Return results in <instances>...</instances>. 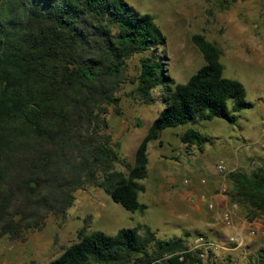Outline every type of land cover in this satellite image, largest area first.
<instances>
[{
	"label": "trees",
	"instance_id": "obj_1",
	"mask_svg": "<svg viewBox=\"0 0 264 264\" xmlns=\"http://www.w3.org/2000/svg\"><path fill=\"white\" fill-rule=\"evenodd\" d=\"M166 40L150 15L125 0H0V236L24 241L50 215H64L74 193L87 186L130 213L143 212L138 194L148 174L150 142L165 129L198 121L234 125L239 112L253 108L244 86L223 76L219 49L202 35L191 40L203 65L176 84L165 57L155 55ZM135 54L141 55L138 72L129 77L127 61ZM127 80L146 105L154 103L155 88L164 92V106L138 144L132 166L123 163L120 145H112L107 123L110 107L121 114L117 93ZM207 140L192 128L180 136L182 144L200 150ZM230 178L231 202L264 209V164L251 174L234 170ZM160 260L202 263L183 238L160 240L148 227L141 236L134 227L114 235L82 228L77 241L47 264ZM250 261L264 264V250Z\"/></svg>",
	"mask_w": 264,
	"mask_h": 264
},
{
	"label": "rangeland",
	"instance_id": "obj_2",
	"mask_svg": "<svg viewBox=\"0 0 264 264\" xmlns=\"http://www.w3.org/2000/svg\"><path fill=\"white\" fill-rule=\"evenodd\" d=\"M125 1L137 12L150 15L165 35L166 43L158 46L155 55L165 57L166 71L176 84L185 83L204 63L191 40L193 35H202L217 46L224 66L223 76L239 81L245 88L246 100L253 103L252 109L238 113L244 131L221 119L163 130L158 141L148 144V174L140 181L144 190L138 194L139 202L146 206L143 212L130 213L113 203L101 189L87 186L74 193L73 203L64 215H50L44 226L27 233L24 241L14 242L0 236V264H47L77 241L82 228L87 233L102 231L114 235L121 228L134 227L139 228L141 236L144 227H148L160 240L183 238L188 250L200 235L214 241L218 248L207 259L201 258V264H226L228 260L229 264H251L250 258L264 250V209L245 210L229 198L227 208L236 204L237 210L231 214V226H226L222 218L224 209L214 206L209 210L203 194L199 198L197 195L202 203L197 212L191 210L188 201L193 199L190 193L193 181L200 183L204 179L205 184H199L202 186L216 181L220 188L222 177L215 170L220 161L226 166L229 194L232 171L251 174L262 165L257 163V152L247 155L246 151L250 153L258 148L264 153V0ZM140 57L135 54L127 61L129 77L137 74ZM135 87L128 80L122 84L117 93L121 114L117 115L110 107L107 115L112 145H120L118 152L123 163L130 166L134 163L135 148L164 106L160 87L153 90L151 105L142 103L134 92ZM248 115L254 116L258 126L255 136L245 120ZM188 128L208 139L201 150L180 141ZM237 136L239 140L235 139ZM190 167L196 170L192 175L185 172ZM114 169L127 173L123 164H115ZM184 179L193 181L185 185ZM209 223L212 230L208 229ZM225 228L229 232H222ZM250 231L255 235H250ZM230 235L242 239L241 246L230 244L227 241ZM157 264L168 263L160 260Z\"/></svg>",
	"mask_w": 264,
	"mask_h": 264
},
{
	"label": "crops",
	"instance_id": "obj_3",
	"mask_svg": "<svg viewBox=\"0 0 264 264\" xmlns=\"http://www.w3.org/2000/svg\"><path fill=\"white\" fill-rule=\"evenodd\" d=\"M245 120L248 122V125L250 127L249 130L252 132V134H254V136H255V133L258 134L259 129H258V126L255 124L254 116L253 115H248V116L245 117ZM234 125L237 126V128H239L241 130L245 127L244 125L243 126L241 125V118H238L237 122ZM242 131H244V130H242ZM242 133L243 132H241V134ZM235 139L239 140L240 138H239V136H237ZM240 146H241V144H240ZM136 148H135V150H136ZM253 152H257L256 153L257 154L256 155L257 163H262L263 164L264 162H261V160H264V153H262L260 149L254 148L253 150L250 151V153L248 151H246V154L250 155ZM195 171L196 170L194 168L191 169V167L185 170V172L188 175L194 174ZM184 180H188V179H184ZM188 181L190 183H192L193 180L189 179ZM199 184H200L199 182H196V181L194 182L193 181V185H192L193 188L191 189V192H190V193H192L191 197H193V199L190 200V202L188 201V206L191 208V210L196 211V212H197V210L198 211L200 210L202 203H200L199 200L197 199V195H198V198H199V196H201V194H203V196L205 197V200L207 202L213 203L214 206L216 207V209H224V211H225V209L227 208L228 202L230 200H229L228 196L222 195V194L219 193V187L217 186V182L216 181H210L207 185H204L205 187L202 186V185H199ZM185 201H187V200H185ZM202 201H204V199ZM229 208H227V209H229ZM236 210H233V211L235 212ZM234 215H236V214H234ZM212 226H213L212 223H209L208 224V229L212 230ZM222 232H224V233L225 232H229V229L225 228V229L222 230ZM222 234L223 233H220V235H222ZM200 236H202V235H200ZM210 241H212V240H210ZM212 242H214V241H212ZM221 243L222 242H219L218 244H221ZM226 250H228V249H226Z\"/></svg>",
	"mask_w": 264,
	"mask_h": 264
},
{
	"label": "built area",
	"instance_id": "obj_4",
	"mask_svg": "<svg viewBox=\"0 0 264 264\" xmlns=\"http://www.w3.org/2000/svg\"><path fill=\"white\" fill-rule=\"evenodd\" d=\"M263 131H264V127H263ZM215 170L222 177V182L220 184L219 193L222 195H226L228 192L227 191L228 187H227V184L225 182L226 166L224 165V162L223 161L218 162L217 165L215 166ZM183 183L186 185L189 183V181L184 180ZM200 183L202 185L205 184V180L201 179ZM204 202H206L207 208L209 210L214 209L213 203L207 202L206 200ZM236 209H237V205L231 204L230 208L223 212L222 218H223V221L225 222L226 226H231V214H232V211L236 210ZM250 235H252V236L255 235V232L250 231ZM227 241L230 244L233 243V244H236L237 246H241V244L243 242L242 239H240L236 235H230L228 237ZM217 248H218V245L216 243L210 241L209 239H207L203 236H198L194 239L193 246L188 251L197 252L200 258H206L207 259L209 257V255H211ZM180 260H182V259L180 258Z\"/></svg>",
	"mask_w": 264,
	"mask_h": 264
}]
</instances>
